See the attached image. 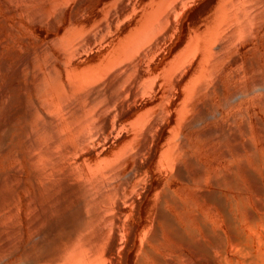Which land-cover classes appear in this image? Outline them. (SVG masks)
Segmentation results:
<instances>
[{"label":"bare ground","instance_id":"bare-ground-1","mask_svg":"<svg viewBox=\"0 0 264 264\" xmlns=\"http://www.w3.org/2000/svg\"><path fill=\"white\" fill-rule=\"evenodd\" d=\"M0 5V153L15 162L0 175V264H217L210 212L247 188L235 172L203 187L187 132L214 94L224 103L243 50L257 60L264 0Z\"/></svg>","mask_w":264,"mask_h":264},{"label":"rangeland","instance_id":"rangeland-1","mask_svg":"<svg viewBox=\"0 0 264 264\" xmlns=\"http://www.w3.org/2000/svg\"><path fill=\"white\" fill-rule=\"evenodd\" d=\"M261 13H264V9L259 14ZM2 15L3 10L0 5V45L4 33ZM258 16L262 23L263 16ZM8 22L12 23V20ZM259 36L257 60L254 63L250 62L249 54L243 50L242 59L233 65L224 77V103L221 104L220 96L214 94L213 106L207 118L191 126L187 132L191 140L189 149L191 155L198 164L206 167V177L202 180L203 187L222 191V188L216 185V179L224 173L235 172L240 175L241 181L247 188L246 196L242 199L230 195V192L224 189L222 192L225 196L226 208L210 212L209 224L212 234L221 237L225 244L224 251L214 248L212 258L217 264H247V262L264 264V244H262V241L264 243V208L259 207L260 202L264 201V196L259 193L262 186L264 189V30L259 32ZM1 57L0 50V62ZM240 69L243 73L239 77L231 76ZM2 87L3 73L0 68V90ZM204 100L205 97H201L198 102ZM1 109L0 116L3 112ZM191 115L189 114L187 119H191ZM200 134H207L209 137L205 140ZM221 150H224L225 154ZM9 163L0 153V175L4 170H12L15 167L13 160ZM171 187L179 192L187 186L174 179L171 181ZM198 189H191L190 193L194 195L199 192ZM204 207L201 204L197 209L203 211ZM249 212L258 213L260 218L257 217L254 222L248 220L246 215ZM203 230V226L198 224L196 232L198 242L206 240ZM232 233L240 238V242L233 240ZM250 256L259 257L258 259L262 256V260L255 259L253 262L254 259L252 260ZM248 257L249 260H246ZM242 259L246 262L244 263Z\"/></svg>","mask_w":264,"mask_h":264}]
</instances>
